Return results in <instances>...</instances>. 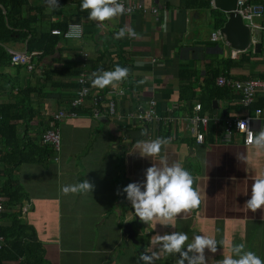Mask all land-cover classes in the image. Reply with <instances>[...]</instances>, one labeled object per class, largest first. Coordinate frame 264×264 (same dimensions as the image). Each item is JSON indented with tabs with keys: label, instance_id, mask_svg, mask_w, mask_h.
Returning <instances> with one entry per match:
<instances>
[{
	"label": "crops",
	"instance_id": "obj_1",
	"mask_svg": "<svg viewBox=\"0 0 264 264\" xmlns=\"http://www.w3.org/2000/svg\"><path fill=\"white\" fill-rule=\"evenodd\" d=\"M126 1L158 13L119 16L101 26L80 10L82 0H58L55 10L48 9L46 0H27L24 15L34 34L6 48L9 54L27 53L31 40V51L37 53L32 58L34 69L28 72L10 62L0 69V104L12 103L13 97L25 92L23 109H30L23 119L11 122L17 127L22 163L11 170L9 181L21 190L23 201L5 212L18 215L26 225L25 240L35 248L32 257L45 264H142L140 255L152 248L153 237L172 231L187 233L189 242L200 234L222 241L215 254L206 250L208 264H218L230 254L231 245L241 242L264 260V208L253 213L245 207L253 178L264 175V150L244 145L239 135L229 143L221 140L225 120L249 118L255 133L264 129V96L245 109L238 96L217 83L264 77L263 33L250 28L251 47L233 58V48L223 35L216 43L211 40L226 21L213 0ZM260 4L264 0L244 2L246 7ZM252 22L264 26V17ZM75 24L80 25L81 35L70 39L66 34ZM125 25L138 36L115 39ZM54 30L61 34H53ZM42 35L60 37L51 52L39 49ZM256 44L261 46L255 49ZM117 65L129 69L117 89L92 87V73ZM78 71L88 78L90 97L76 109V116L57 123L61 133L57 152L41 144V137L53 126L55 113L72 110L70 103L79 88L71 75ZM118 91H124V97L113 93ZM94 97L100 103L96 108L90 104L91 114L87 109ZM153 102L161 121L145 124L129 116L147 112ZM111 105L115 116L108 112ZM197 105L202 117L220 122L210 123L202 144L183 121L196 113ZM172 117L177 120L173 132L163 121ZM142 131L147 135L141 136ZM157 137L170 138L162 154L169 163H182L202 197L199 209L182 215L175 227L144 224L123 193L129 183L143 182L153 164L151 158L130 151L138 140ZM3 179L7 177L0 165ZM85 179L94 185L92 193H62L63 186ZM4 216L0 226H9L11 215ZM175 262V256L162 254L155 264Z\"/></svg>",
	"mask_w": 264,
	"mask_h": 264
},
{
	"label": "clouds",
	"instance_id": "obj_2",
	"mask_svg": "<svg viewBox=\"0 0 264 264\" xmlns=\"http://www.w3.org/2000/svg\"><path fill=\"white\" fill-rule=\"evenodd\" d=\"M49 10L59 7L58 0H46ZM81 11L88 12V20L103 25L105 21H111L122 16L130 9L125 8L121 0H82ZM70 39H78L81 35L80 25H70L66 34ZM138 34L134 29L125 25L115 34V39H132ZM129 69L117 65L113 70H98L92 73L91 85L96 89H104L111 86L117 89L119 84L127 79ZM237 127L241 132L248 134L247 144L257 150H264V129L254 133L247 126L246 121H238ZM147 135L146 131L141 136ZM170 138L157 137L155 139L138 140L131 153H139L140 157L151 158L152 166L145 171L143 182L129 183L123 188L126 199L130 201L136 217L144 224H159L163 227H175V221L182 215L187 216L193 210L199 209L201 205V194L199 189L194 188V178L186 170L182 163L174 161L169 163L162 154V149L170 144ZM157 158L159 162L157 163ZM241 159L246 156L241 154ZM251 186V197L246 201L245 207L255 213L264 208V175L253 178ZM94 185L88 180L77 184L62 187L64 195L92 193ZM119 194V192H118ZM217 241L209 235H194L191 242L189 236L182 231H172L164 234L157 233L152 241V248L140 255L142 264H155L161 255L175 256V264H208L206 250L215 254ZM218 264H264L255 252L246 250V245L241 242L230 246V254L225 255Z\"/></svg>",
	"mask_w": 264,
	"mask_h": 264
},
{
	"label": "trees",
	"instance_id": "obj_3",
	"mask_svg": "<svg viewBox=\"0 0 264 264\" xmlns=\"http://www.w3.org/2000/svg\"><path fill=\"white\" fill-rule=\"evenodd\" d=\"M187 2L189 3L190 0H187ZM206 3L209 4L208 2ZM26 8L27 0H0V69L5 68L9 62L12 63L11 54L7 52L6 47L12 43L21 41V38H24L28 34H34L27 25V18L24 15ZM222 24L223 22L220 26H222ZM42 37L43 42L39 43L38 46L39 49L43 50L45 53L51 52L60 39V37L57 36L42 35ZM32 45V41L30 40L28 44V54L32 53ZM245 54L246 52L240 55L243 56ZM17 67L23 68L21 65H17ZM79 73L78 71L75 75L71 76L78 78L80 75ZM260 79L264 80V77ZM78 88L77 85L76 90H78ZM24 93L13 97L11 99L12 103L6 105L0 104V145L3 146V151L0 150V165L4 168V175L7 177V179L0 180V182L2 187L1 195L6 199L5 208H12L17 204L21 206L23 201L21 190L11 186L12 183L9 181V173L12 172L11 170H13V168L22 163L20 146L15 139L17 127L11 122L23 119L24 114L30 110L23 109ZM92 100L93 99H91L89 105L93 103L96 108L100 102L94 103ZM91 105L88 107L87 112L92 114L93 109ZM210 123H213V121H210ZM19 197H21L20 200H18ZM10 215L11 224L9 226H0V237H4L6 240L0 247V264H45L42 259L37 260L32 257L35 250L34 244L25 240L26 235L24 234V230L26 229V225L21 224V221H19L17 217L18 215L9 214L6 210L0 217L4 216V218H6Z\"/></svg>",
	"mask_w": 264,
	"mask_h": 264
},
{
	"label": "built area",
	"instance_id": "obj_4",
	"mask_svg": "<svg viewBox=\"0 0 264 264\" xmlns=\"http://www.w3.org/2000/svg\"><path fill=\"white\" fill-rule=\"evenodd\" d=\"M121 2L124 4L125 8L130 9L131 11L122 15L121 17H131L136 14H143V15H155L158 13L157 9H146L144 6L139 4H133L130 5L126 0H121ZM245 0H237V13L241 15L242 18H244L248 23L249 27L251 29H257L260 30L263 33V41H264V26H257L253 24L252 20L255 18H262L264 17V4H260L255 7H246L244 5ZM53 34L59 35L61 34L60 31L54 30ZM221 38V31L216 30L213 32L211 36L212 42L216 43ZM232 51V57L235 58L237 55L243 54L242 51ZM37 53H17L12 52L11 53V62L14 65H21V67L25 68L28 72L33 71L34 69V62L33 57ZM87 55L83 54V60H86ZM77 83L79 85V90L76 93V96L74 100L71 102L72 110L66 112L63 110L58 111L55 113L52 117L53 120V126L50 127L49 130L43 133L41 137V144L45 146H49L55 151H60L61 148V133L57 126L58 122H61L63 119L67 117H74L77 115L76 109L79 108V106H82L84 102L90 97V90L88 88L89 81L85 73H81L77 78ZM218 85L220 87H225L227 89H230L236 96L239 97V104L243 108H249L253 103H255L257 97L264 96V80L261 79H250L247 81H232V80H225V79H219L217 81ZM114 94H117V96H123L125 95L124 91H118V93L113 92ZM99 101V98L94 97L93 102L97 103ZM155 103L153 102L152 105H150L149 110L145 113H141L138 115L129 114L131 118L134 119V117L145 124L153 123L154 121H161L162 118H160L159 115H157L154 110ZM196 113H194L189 118H184V123L189 129V131L196 137L197 142L199 144H202L205 139V131L209 127L210 121L220 123L216 119H210L207 117H202L200 115V112L202 111L201 105H197L195 107ZM109 114L111 116L117 115L115 112L114 105L110 106ZM262 114V111H257V115L260 116ZM135 120V119H134ZM246 121L247 126L250 128L251 131H253L252 122L249 118H239V119H231V120H225L224 123L221 125L223 128V134L221 137V140L225 143H229L233 136L239 135L242 139V142L246 146H250L246 143L248 139V134L246 132H241L239 128L237 127L238 121ZM164 124L171 127L172 132L176 129L177 120L176 118H167L166 120H163ZM255 133V131H253ZM1 192V190H0ZM5 211V199L0 193V215ZM6 242L4 237H0V247Z\"/></svg>",
	"mask_w": 264,
	"mask_h": 264
},
{
	"label": "water",
	"instance_id": "obj_5",
	"mask_svg": "<svg viewBox=\"0 0 264 264\" xmlns=\"http://www.w3.org/2000/svg\"><path fill=\"white\" fill-rule=\"evenodd\" d=\"M214 7L226 16L221 35L235 51L246 52L251 47V29L237 13V0H213ZM261 45L256 44L257 49Z\"/></svg>",
	"mask_w": 264,
	"mask_h": 264
}]
</instances>
